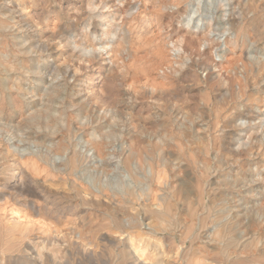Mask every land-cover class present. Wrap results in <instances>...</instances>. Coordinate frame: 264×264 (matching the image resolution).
Masks as SVG:
<instances>
[{
  "label": "rangeland",
  "instance_id": "374dc122",
  "mask_svg": "<svg viewBox=\"0 0 264 264\" xmlns=\"http://www.w3.org/2000/svg\"><path fill=\"white\" fill-rule=\"evenodd\" d=\"M264 264V0H0V264Z\"/></svg>",
  "mask_w": 264,
  "mask_h": 264
},
{
  "label": "bare ground",
  "instance_id": "6f19581e",
  "mask_svg": "<svg viewBox=\"0 0 264 264\" xmlns=\"http://www.w3.org/2000/svg\"><path fill=\"white\" fill-rule=\"evenodd\" d=\"M134 262H135V261H133V262H132V263H130V264H134Z\"/></svg>",
  "mask_w": 264,
  "mask_h": 264
}]
</instances>
